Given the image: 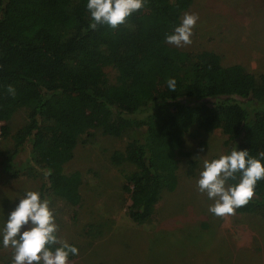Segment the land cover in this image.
Segmentation results:
<instances>
[{
  "label": "trees",
  "instance_id": "trees-1",
  "mask_svg": "<svg viewBox=\"0 0 264 264\" xmlns=\"http://www.w3.org/2000/svg\"><path fill=\"white\" fill-rule=\"evenodd\" d=\"M192 2L146 0L125 24L92 30L86 0H0V122L18 109L26 117L11 135L13 148L2 155L3 169L19 175L21 163L13 158L27 145L25 167L51 169L39 191L50 199L56 221L66 210L75 218L81 176L64 173L63 165L95 131L126 138L109 158L120 167L127 215L137 224L152 219L163 192L176 191L177 155H189L183 152L189 129H221L228 151H264V71L223 64L217 52L182 50L164 40ZM106 68L114 70L113 79ZM168 78H175L174 92ZM9 133L0 124V134ZM196 165L187 160V176ZM236 212L264 220V180ZM100 225L87 233L94 236Z\"/></svg>",
  "mask_w": 264,
  "mask_h": 264
},
{
  "label": "rangeland",
  "instance_id": "rangeland-1",
  "mask_svg": "<svg viewBox=\"0 0 264 264\" xmlns=\"http://www.w3.org/2000/svg\"><path fill=\"white\" fill-rule=\"evenodd\" d=\"M185 12L196 13L199 19L192 43L177 48L212 50L223 64L239 63L252 72L264 71V0H193L181 18ZM106 72L113 79L114 70L106 68ZM25 118V111L18 109L8 121L0 122L10 132L7 137L0 134V219L18 193L39 191L43 179L41 171L25 167L27 145L13 159L30 172L19 168V175L12 176L3 169L2 155L13 148L11 135ZM125 142L126 138L95 131L92 140L78 142L73 157L63 165L64 173L78 171L81 176V202L75 218L70 219L66 210L56 221L58 235L80 248L68 264H264V220L236 211L227 218L213 216L208 211L211 201L197 191L202 159L228 152L227 136L221 129H189L183 147L189 155H177V189L162 193L154 216L145 224L128 217L130 201L122 189L123 176L109 158ZM187 160L197 164L189 176ZM97 224L101 225L94 236L87 233ZM10 259L11 249L0 247V264H10Z\"/></svg>",
  "mask_w": 264,
  "mask_h": 264
},
{
  "label": "clouds",
  "instance_id": "clouds-1",
  "mask_svg": "<svg viewBox=\"0 0 264 264\" xmlns=\"http://www.w3.org/2000/svg\"><path fill=\"white\" fill-rule=\"evenodd\" d=\"M145 3L146 0H86L88 28L96 30L107 25L116 29ZM198 19L196 13L185 12L180 23L165 34V42L176 47L190 45ZM166 84L175 91V78H168ZM7 92L16 95L12 85L7 86ZM40 171L45 180L51 175V169ZM260 180H264V151L253 156L247 148L234 147L227 153L202 159L195 183L197 191L211 201L209 213L227 218L253 198ZM13 201L0 219V247L11 249L10 264H68L70 256L79 254L75 245L58 235L51 201L43 193L24 189Z\"/></svg>",
  "mask_w": 264,
  "mask_h": 264
}]
</instances>
